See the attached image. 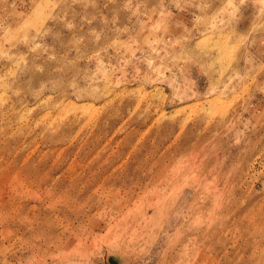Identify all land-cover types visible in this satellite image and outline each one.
Listing matches in <instances>:
<instances>
[{"label":"rangeland","instance_id":"1","mask_svg":"<svg viewBox=\"0 0 264 264\" xmlns=\"http://www.w3.org/2000/svg\"><path fill=\"white\" fill-rule=\"evenodd\" d=\"M264 264V0H0V264Z\"/></svg>","mask_w":264,"mask_h":264},{"label":"water","instance_id":"2","mask_svg":"<svg viewBox=\"0 0 264 264\" xmlns=\"http://www.w3.org/2000/svg\"><path fill=\"white\" fill-rule=\"evenodd\" d=\"M110 263H111V264H116V263H115L114 261H112L111 259H110Z\"/></svg>","mask_w":264,"mask_h":264}]
</instances>
